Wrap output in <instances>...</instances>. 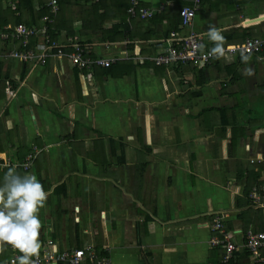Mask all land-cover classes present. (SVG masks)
I'll list each match as a JSON object with an SVG mask.
<instances>
[{
  "label": "crops",
  "instance_id": "0c3cea01",
  "mask_svg": "<svg viewBox=\"0 0 264 264\" xmlns=\"http://www.w3.org/2000/svg\"><path fill=\"white\" fill-rule=\"evenodd\" d=\"M52 1L0 0V183L14 167L49 193L39 256L93 248L112 264H223L216 218L240 246L264 233V0ZM188 8L197 16L183 26ZM18 25L37 32L17 38ZM210 26L223 48L262 49L157 66L189 36L211 51ZM47 40L114 62L11 56ZM17 255L5 246L0 264Z\"/></svg>",
  "mask_w": 264,
  "mask_h": 264
},
{
  "label": "built area",
  "instance_id": "2783aa9c",
  "mask_svg": "<svg viewBox=\"0 0 264 264\" xmlns=\"http://www.w3.org/2000/svg\"><path fill=\"white\" fill-rule=\"evenodd\" d=\"M134 4H137L138 0H132ZM196 4L199 0H195ZM52 7L55 11L57 9V0L52 1ZM145 11L142 10V14ZM183 19V26H189L190 23L196 18V9H185L181 12ZM37 31L29 30L24 25H18L15 28V33L17 38L29 37L35 34ZM7 39V38H4ZM186 43V48L184 51H177L175 49H170L169 54L156 59L157 66L166 65L174 61L191 62L194 65H199L204 62H209L214 59L210 55L209 50H206L204 43L201 39L196 36H189L184 39ZM263 46V42L257 39H247L245 43L241 45H233L224 48V55H233L236 53H242L243 55L258 54ZM11 56L13 58L19 59L23 63L34 62L41 66H44L52 59L69 58L75 67L81 69H88L93 64H97L99 67H109L114 62L105 60H92L86 57L83 51L78 49V51L72 54H67L64 51V46L59 45L56 42H51L47 40L45 48L41 50L40 54L35 53V51L27 52H12ZM2 58V53L0 52V59ZM31 165L28 163L24 168L26 170L30 169ZM251 198L254 201H258V195L256 189L251 193ZM220 218L214 220L212 229L215 233L211 239V245L221 246L224 245L226 248V253L224 256V264H235L234 252L245 251L252 255L256 262L264 263V233H254L249 231L246 234V241L240 246L235 243L234 237L226 232L224 229ZM15 256L11 260V264H18L17 257ZM83 261H88L92 264H112V262L106 258L99 256L93 248L80 249L72 253H61L55 254L46 252L37 259V264H81Z\"/></svg>",
  "mask_w": 264,
  "mask_h": 264
},
{
  "label": "clouds",
  "instance_id": "9594fccd",
  "mask_svg": "<svg viewBox=\"0 0 264 264\" xmlns=\"http://www.w3.org/2000/svg\"><path fill=\"white\" fill-rule=\"evenodd\" d=\"M208 38L214 43L210 55L219 59L224 55L223 36L210 26ZM49 193L35 175H20L9 168L0 183V252L5 246L18 251V264H37L43 227L40 211Z\"/></svg>",
  "mask_w": 264,
  "mask_h": 264
},
{
  "label": "trees",
  "instance_id": "16d2710c",
  "mask_svg": "<svg viewBox=\"0 0 264 264\" xmlns=\"http://www.w3.org/2000/svg\"><path fill=\"white\" fill-rule=\"evenodd\" d=\"M37 24V23H36ZM234 254H235V252H234ZM225 256V255H224ZM234 256V258H235V255H233ZM235 262H236V260H235ZM223 264H224V262H223Z\"/></svg>",
  "mask_w": 264,
  "mask_h": 264
},
{
  "label": "bare ground",
  "instance_id": "6f19581e",
  "mask_svg": "<svg viewBox=\"0 0 264 264\" xmlns=\"http://www.w3.org/2000/svg\"><path fill=\"white\" fill-rule=\"evenodd\" d=\"M183 23V22H182Z\"/></svg>",
  "mask_w": 264,
  "mask_h": 264
}]
</instances>
